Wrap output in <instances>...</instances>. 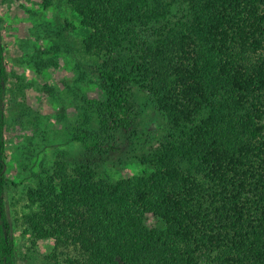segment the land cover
<instances>
[{
    "label": "trees",
    "instance_id": "obj_1",
    "mask_svg": "<svg viewBox=\"0 0 264 264\" xmlns=\"http://www.w3.org/2000/svg\"><path fill=\"white\" fill-rule=\"evenodd\" d=\"M65 2L102 95L72 136L89 160H57L29 188L22 233L53 240L50 264H264V0ZM6 44L0 24V264H16ZM136 88L170 130L140 173L111 180L91 158L135 131Z\"/></svg>",
    "mask_w": 264,
    "mask_h": 264
},
{
    "label": "rangeland",
    "instance_id": "obj_2",
    "mask_svg": "<svg viewBox=\"0 0 264 264\" xmlns=\"http://www.w3.org/2000/svg\"><path fill=\"white\" fill-rule=\"evenodd\" d=\"M0 24L10 74L5 98L9 178L5 195L16 264H50L46 255L53 240L34 245L22 233L19 217L28 210L29 188L57 160L71 166L89 160L72 136L84 126V98L102 95L97 63L81 51L80 20L65 0H52L48 7L44 0H0ZM135 97L140 110L135 131L121 138L118 150L91 158L99 163L101 176L111 180L140 173L145 167L139 158L170 130L147 92L136 88ZM94 120L95 116L92 126Z\"/></svg>",
    "mask_w": 264,
    "mask_h": 264
}]
</instances>
